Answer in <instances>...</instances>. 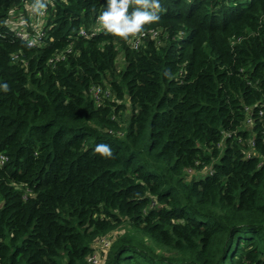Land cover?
<instances>
[{"label": "trees", "instance_id": "obj_1", "mask_svg": "<svg viewBox=\"0 0 264 264\" xmlns=\"http://www.w3.org/2000/svg\"><path fill=\"white\" fill-rule=\"evenodd\" d=\"M161 3L132 48L75 38L107 0H55L30 47L0 0V264H86L122 227L105 264H264V0Z\"/></svg>", "mask_w": 264, "mask_h": 264}, {"label": "built area", "instance_id": "obj_2", "mask_svg": "<svg viewBox=\"0 0 264 264\" xmlns=\"http://www.w3.org/2000/svg\"><path fill=\"white\" fill-rule=\"evenodd\" d=\"M54 1L46 3V7L39 13L33 10L32 5L35 0H19L20 4L18 7L13 8L9 11V15L6 19V23L9 30L13 32L14 36L19 40L24 41L27 46L35 47L44 44V36L46 33L47 14L49 9L54 7ZM102 24L97 23L94 27H80L77 30L75 38L89 39L102 30ZM159 30L150 29L143 31L137 35H133L129 39L130 47L138 48L141 45V40L145 39H156ZM72 50L71 43L68 44L64 49L56 51L52 59L59 60L65 59L66 55ZM16 57L15 54L12 55ZM52 59L50 61H52ZM92 94L96 102H100L102 96H109L110 91L108 88H102L100 85H96L92 89ZM249 121V119L247 120ZM4 155H0V164L5 160ZM101 247L97 249L94 247V252L86 258V264H105L106 255L111 245L110 240L104 238L100 239ZM96 242V241H95Z\"/></svg>", "mask_w": 264, "mask_h": 264}, {"label": "clouds", "instance_id": "obj_3", "mask_svg": "<svg viewBox=\"0 0 264 264\" xmlns=\"http://www.w3.org/2000/svg\"><path fill=\"white\" fill-rule=\"evenodd\" d=\"M50 0H35L33 10L40 12ZM131 7V11H129ZM165 11L161 0H107L105 9L97 17L98 23L102 24L107 33L128 39L129 36L137 35L144 31L145 25L158 23L161 13ZM165 75L171 79L170 72ZM3 91H10L9 85H0ZM95 153L105 158H112L113 151L107 144H98Z\"/></svg>", "mask_w": 264, "mask_h": 264}, {"label": "rangeland", "instance_id": "obj_4", "mask_svg": "<svg viewBox=\"0 0 264 264\" xmlns=\"http://www.w3.org/2000/svg\"><path fill=\"white\" fill-rule=\"evenodd\" d=\"M145 40H147V39L143 38L141 40V45H144V43L146 42ZM116 60H117V69L123 68L122 52L121 51L118 53ZM128 115H129V112H128ZM126 117H127V114L124 111V116H123L124 120H126ZM123 231H124V228L123 227L122 228H117V229L111 230L110 232L104 234V236H101V237L97 238L95 240L96 242L95 241L93 242V246L96 247L97 249H100V247H101V241H100V239L101 238H104L106 240H110L111 243H112L114 241L115 237L118 234L122 233Z\"/></svg>", "mask_w": 264, "mask_h": 264}]
</instances>
